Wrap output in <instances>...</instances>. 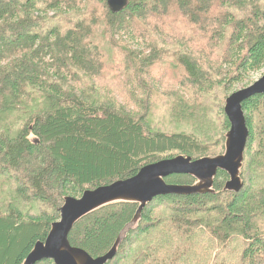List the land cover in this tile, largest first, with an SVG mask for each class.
<instances>
[{"label": "trees", "instance_id": "trees-1", "mask_svg": "<svg viewBox=\"0 0 264 264\" xmlns=\"http://www.w3.org/2000/svg\"><path fill=\"white\" fill-rule=\"evenodd\" d=\"M125 65L131 111L108 95ZM262 69L264 0H127L115 14L106 0H0V264H22L66 197L177 155L222 154L225 100ZM156 101L168 118L154 115ZM242 111L241 191L224 193L219 171L215 195L155 198L107 264H203L197 248L208 264H264V94ZM137 206L87 215L70 245L105 254Z\"/></svg>", "mask_w": 264, "mask_h": 264}, {"label": "water", "instance_id": "water-1", "mask_svg": "<svg viewBox=\"0 0 264 264\" xmlns=\"http://www.w3.org/2000/svg\"><path fill=\"white\" fill-rule=\"evenodd\" d=\"M111 13L122 11L127 0H106ZM264 94V74L246 88L230 94L224 104V114L229 123L225 134L224 153L198 160L182 155L161 160L142 167L138 173L126 180L110 185L85 190L80 198L66 197L59 209V221L51 224L43 242H37L22 264H37L50 260L53 264H107L117 254L119 246L129 232L133 231L144 208L155 198L164 196L215 195L214 180L219 171L226 173L222 191L238 193L243 188L240 171L248 139L242 104ZM172 175H186L194 179L193 184H168L165 179ZM136 204L131 220L118 234L112 247L103 255L92 257L86 251L70 245L68 236L77 222L87 215L110 204Z\"/></svg>", "mask_w": 264, "mask_h": 264}, {"label": "rangeland", "instance_id": "rangeland-1", "mask_svg": "<svg viewBox=\"0 0 264 264\" xmlns=\"http://www.w3.org/2000/svg\"><path fill=\"white\" fill-rule=\"evenodd\" d=\"M106 44V40L105 41H103V46ZM111 52L114 54V50H111ZM117 57V56H116ZM168 62V59H166L165 60V63H167ZM128 65H125L124 67H123V70H122V72H123V75L121 76V77H119L117 80H116V84L115 85H111L110 86V90L108 91V95L110 96H112L113 97V99H114V101H117V102H120V103H122V106H125V107H127V106H129L130 108H128V110L129 111H131V109H134V107L131 105V104H129V100H130V98L126 95V88L125 89H122L121 88V86H127V85H129V84H131L133 81V77H134V68H130L128 71ZM127 71V72H126ZM151 73L152 74H159V73H157V72H155V71H151ZM264 74V69H262V70H260L259 72H256V73H253L252 75H251V77L249 78V81H251V84L253 83V82H255V81H257L262 75ZM166 75H168V76H171V77H174V75L171 73V72H169V71H167L166 72ZM251 84H249V85H251ZM248 85V86H249ZM247 86V87H248ZM242 86L241 85H237V86H235V88H233L231 91H230V93H232V92H235V91H237V90H240V88H241ZM246 88V87H245ZM241 89H243V88H241ZM156 103V107H155V109H153L152 108V112H154L155 111V116L157 117V118H160V117H164V115L168 118V112H166V111H164L163 110V108H162V106L160 105V103L158 102V101H156L155 102ZM121 106V107H122ZM160 110H162V111H160ZM164 112H165V114H164ZM133 113H135V110H134V112ZM170 122H171V120H170ZM173 123V122H172ZM174 124V123H173ZM173 127H175V128H180L181 130H185L186 128L184 127V126H177V125H172ZM190 128V127H189ZM225 139V138H224ZM225 142V141H224ZM224 150H225V148H224ZM223 153H224V151H223ZM222 153V154H223ZM222 154H218V155H212V156H219V155H222ZM177 156H179V155H177ZM169 159V158H168ZM243 161H244V159H243ZM242 168H243V164H242ZM242 168H241V170H242ZM240 175H241V171H240ZM81 197V196H80ZM80 197H77V199L78 198H80ZM75 198V197H74ZM57 221H59V219L57 220ZM232 239L234 240V239H236V236H232ZM233 246H236V243H234L233 244ZM203 247H207V249L209 248V247H211V241L210 242H207V244L205 245V246H203ZM213 250V249H212ZM240 248L239 247H237L236 249H234V248H231V250L229 251V252H226L227 254H229L230 256H232V254L233 255H236L237 253L238 254H240L239 252H240ZM200 251H201V248H197L196 250H195V256H197L198 258H202V262H203V264H208V263H210L211 262V260L209 259V258H205L204 256L206 255V254H204L203 253V257H199V253H200ZM224 250H222V249H219L218 250V253H219V260L220 261H223L222 260V258L224 257V252H223ZM216 251L214 252V254H213V256L212 257H214L215 258V255H216ZM207 254H208V252H207ZM130 262V261H129ZM129 262L127 263H124V264H129ZM193 262H194V259H193Z\"/></svg>", "mask_w": 264, "mask_h": 264}]
</instances>
